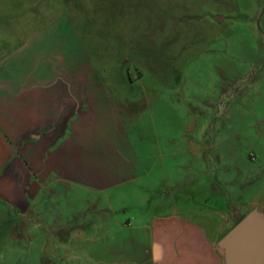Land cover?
Here are the masks:
<instances>
[{
  "label": "rangeland",
  "instance_id": "374dc122",
  "mask_svg": "<svg viewBox=\"0 0 264 264\" xmlns=\"http://www.w3.org/2000/svg\"><path fill=\"white\" fill-rule=\"evenodd\" d=\"M41 1H55L60 16L59 0ZM67 8L75 25L62 18L56 29L90 66L101 55L104 68L90 78L128 101V113L90 140L107 141L92 164H108L116 185L63 181L24 208L0 200V264H100L116 246L128 252L121 227L171 210L216 218L226 263L221 238L249 211L264 215V0Z\"/></svg>",
  "mask_w": 264,
  "mask_h": 264
},
{
  "label": "crops",
  "instance_id": "0c3cea01",
  "mask_svg": "<svg viewBox=\"0 0 264 264\" xmlns=\"http://www.w3.org/2000/svg\"><path fill=\"white\" fill-rule=\"evenodd\" d=\"M70 1L59 0L58 17L55 1L0 0V200L20 208L63 181L100 190L116 185L108 164H92L107 141L90 140L128 113V101L111 97L106 92L112 89L90 78L104 68L103 57L90 66L67 30L56 29L62 18L75 25ZM211 217L194 210L150 213L138 225L120 228L130 231L128 252L116 246L100 264H226Z\"/></svg>",
  "mask_w": 264,
  "mask_h": 264
},
{
  "label": "water",
  "instance_id": "95a60500",
  "mask_svg": "<svg viewBox=\"0 0 264 264\" xmlns=\"http://www.w3.org/2000/svg\"><path fill=\"white\" fill-rule=\"evenodd\" d=\"M221 244L226 264H264V215L255 209L246 213L221 238Z\"/></svg>",
  "mask_w": 264,
  "mask_h": 264
},
{
  "label": "trees",
  "instance_id": "16d2710c",
  "mask_svg": "<svg viewBox=\"0 0 264 264\" xmlns=\"http://www.w3.org/2000/svg\"><path fill=\"white\" fill-rule=\"evenodd\" d=\"M242 217H243V216H242ZM242 217H241V218H242ZM241 218H239L238 221H239ZM238 221H237V222H238Z\"/></svg>",
  "mask_w": 264,
  "mask_h": 264
}]
</instances>
